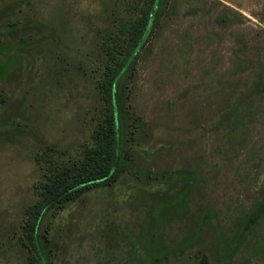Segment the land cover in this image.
I'll list each match as a JSON object with an SVG mask.
<instances>
[{
	"label": "rangeland",
	"instance_id": "rangeland-1",
	"mask_svg": "<svg viewBox=\"0 0 264 264\" xmlns=\"http://www.w3.org/2000/svg\"><path fill=\"white\" fill-rule=\"evenodd\" d=\"M145 1L0 0V264H28L24 223L38 184L50 162L91 143L107 50L122 45ZM127 89L142 122L130 148L142 175L123 172L46 221L51 264H211L209 227L198 246L145 261V220L182 187L181 170L195 175L187 214L213 209L223 233L261 199L264 0H168ZM161 222L171 243L192 224ZM255 227L238 264H264V217Z\"/></svg>",
	"mask_w": 264,
	"mask_h": 264
},
{
	"label": "trees",
	"instance_id": "trees-1",
	"mask_svg": "<svg viewBox=\"0 0 264 264\" xmlns=\"http://www.w3.org/2000/svg\"><path fill=\"white\" fill-rule=\"evenodd\" d=\"M167 1L146 0L141 15L125 33L122 45L107 50L109 62L105 76L99 83L104 104L95 120L91 143L84 146L78 158L49 163L44 179L38 184V199L27 210L24 229L29 245L28 264L52 263V244L46 235L48 222L46 225L45 222L61 208L92 188L112 185L123 172L142 175L130 155L132 134L142 122L130 109L127 83ZM118 34H114V39L120 36ZM6 66L0 67L3 70ZM177 173L181 175L182 187L147 211L145 232L148 238L143 246L145 261L159 263L167 260L171 254L183 253L198 246L201 230L209 227L212 233L210 245L215 253L211 264H238L234 260L236 251L264 217V188L261 199L253 209L240 220L231 234H226L219 229L213 209L201 207L195 214H187L188 190L195 182V175L191 170ZM154 174L156 177L162 175ZM177 215L189 219L192 224L179 242L171 243L163 233L161 221Z\"/></svg>",
	"mask_w": 264,
	"mask_h": 264
}]
</instances>
